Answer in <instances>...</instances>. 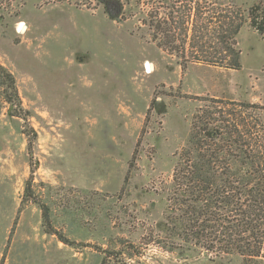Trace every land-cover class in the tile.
Masks as SVG:
<instances>
[{
    "label": "rangeland",
    "instance_id": "1",
    "mask_svg": "<svg viewBox=\"0 0 264 264\" xmlns=\"http://www.w3.org/2000/svg\"><path fill=\"white\" fill-rule=\"evenodd\" d=\"M174 1L125 0L114 20L95 0H0V64L29 113L0 109V264H244L174 236L168 192L198 98L264 106V35L243 26L240 69H183L149 29Z\"/></svg>",
    "mask_w": 264,
    "mask_h": 264
},
{
    "label": "trees",
    "instance_id": "2",
    "mask_svg": "<svg viewBox=\"0 0 264 264\" xmlns=\"http://www.w3.org/2000/svg\"><path fill=\"white\" fill-rule=\"evenodd\" d=\"M95 1L114 20L126 11L125 0ZM233 1L223 6L214 0H186V16L178 23L174 14L180 0H175L165 17L153 16L149 24L153 40L181 57L183 69L189 61L240 69L237 36L247 22L264 35V6L235 10ZM198 99L201 105L191 117L187 144L175 154L168 192L169 224L174 236L202 251L217 256L237 254L244 264L264 262V106L215 97ZM3 107L11 116L28 120L16 78L0 64ZM31 183L28 180L26 197L43 209L48 227L49 210L36 199ZM47 232L70 243L52 227ZM109 257L101 264H111Z\"/></svg>",
    "mask_w": 264,
    "mask_h": 264
},
{
    "label": "bare ground",
    "instance_id": "3",
    "mask_svg": "<svg viewBox=\"0 0 264 264\" xmlns=\"http://www.w3.org/2000/svg\"><path fill=\"white\" fill-rule=\"evenodd\" d=\"M22 29H24V25H22V27H21ZM151 63V62H150ZM150 63H148L147 65H148V69H149V71H152V67H151V64Z\"/></svg>",
    "mask_w": 264,
    "mask_h": 264
}]
</instances>
